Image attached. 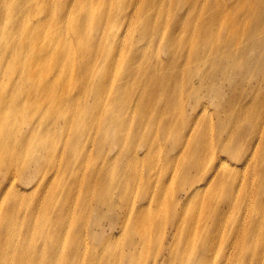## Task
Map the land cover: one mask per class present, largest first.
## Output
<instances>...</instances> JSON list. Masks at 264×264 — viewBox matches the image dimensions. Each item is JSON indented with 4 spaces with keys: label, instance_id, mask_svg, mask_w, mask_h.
<instances>
[{
    "label": "bare ground",
    "instance_id": "1",
    "mask_svg": "<svg viewBox=\"0 0 264 264\" xmlns=\"http://www.w3.org/2000/svg\"><path fill=\"white\" fill-rule=\"evenodd\" d=\"M118 1L109 0L112 8L108 9L105 18L114 19L119 23L116 26H109L107 22L110 33L106 35L104 30L103 33L94 34L91 40L86 31H89L88 16L83 17L80 14L82 10L87 11L92 7L93 0H86L83 7L78 0H0V109L2 111L0 114V173L2 174L0 224H5L3 220L6 221L5 227L0 226V233L3 236L10 235L14 227L12 219L23 209L20 204H9L7 201H12L13 198L21 195L22 191L17 186L37 180L35 187L45 189L48 181L46 177L49 175L53 179L51 187H54L62 180L58 178L62 168L58 164L53 165L54 157L58 156L61 162L71 157L68 146L74 141H79L80 130L86 135L85 146L93 148V135L100 134L104 137L107 133V124L113 123L118 117L115 115L101 123L91 116L92 112L96 111L95 106L88 107L86 111L83 110V106L79 111L78 108L75 110V98L71 96L70 82L77 81L83 87V95L87 94L90 99L95 100L98 94L94 91V87L97 85L104 87L105 74L109 75L123 62L129 64L130 66L126 69L123 67L120 71L116 89L122 91L123 83H131L133 93L131 97H127V94L124 96L126 100L123 107L126 112H123V115L129 114L131 105L135 106L138 112L137 126L132 135L135 138L140 134L143 114L152 104L151 100L159 101L153 106L157 112L163 113L168 108L172 109L174 106L172 96L175 95V88H178V85L189 84L190 86L187 87L195 85L200 91L204 85L210 88L214 86L213 78H217L218 74L223 75L225 73L223 69L229 63L242 65L246 73L249 72L247 69L252 62L258 63V69L263 68L264 55L259 56L261 52H257L256 61L249 55L252 51L264 48V0H229V2L201 0L204 3L209 2V8L200 21L198 18L205 12L203 9L199 10V0H187L184 4L177 3L172 34L165 43L154 38L155 16L150 11L152 0H128L126 5L119 4ZM189 5L191 7L187 9ZM222 5L224 7L230 5L227 8L229 13L227 16L223 14ZM103 27L104 20L101 21L99 18L95 31L98 32ZM120 27V33L114 35L113 31ZM179 29L183 34L181 39L186 41L181 49L177 48L179 38L175 33ZM105 37L112 50L107 48L100 54L101 75L94 80L93 74L97 71L96 57L90 53L100 47ZM127 39H131L129 46H126ZM135 39L142 44L138 48L132 43ZM230 39L233 46L228 44ZM74 43L79 48L73 57L71 49ZM161 47L167 50L164 59L159 56ZM154 48L156 55L152 59L146 58V53ZM124 51L127 53V58L123 56ZM197 66H201L204 73L201 78L195 80L196 76L190 67L195 69ZM89 86H92V89L88 90ZM158 95L161 98L156 97ZM161 99L163 100L160 101ZM203 100L204 98L201 97L198 101L203 111L198 113L196 108L192 110V113L198 115L190 114V124L179 129L180 142L169 149V153L166 152L167 161H177L189 154L182 168V180L188 186L187 189L179 190L183 194L182 204L194 198L200 199L198 194L203 190L228 192L230 186H235L240 181L237 174L240 171L246 172L250 162L255 158L262 161L264 156V126L261 125L264 105H261L257 112L259 117H248L245 111L241 114V117L250 121L248 129L235 126L229 132L223 131L219 122L217 126L211 124L213 127L210 128L209 125L197 128L199 115L202 117L208 111ZM244 104L245 102L240 105ZM98 106L105 105L100 103ZM229 106L233 108L232 103ZM108 113L109 117L113 116L110 110ZM120 113L122 114L121 109ZM86 119L88 122L91 121L90 126L86 124ZM98 123L101 124L94 126ZM24 126L25 131L21 129ZM163 131L165 132L164 129ZM257 131H260L258 136L255 135ZM179 143L180 145L177 146ZM101 146L98 144L96 147L99 149ZM234 149L240 150V153L234 155L237 158L229 159L235 161L234 163L240 162V169L231 166L220 156H214V152L228 153ZM90 155L92 152L88 157ZM204 156L207 157L210 165H200L199 162ZM134 157L136 158L137 155L134 154ZM96 159L94 154L88 159L93 163L84 173L88 177L85 186L89 187L91 184V192L100 190L105 195L109 191V184L107 181L102 183L100 176L103 169L97 167ZM262 165L263 169H259V173L254 174L253 171L251 175V180L258 176V189L254 194L242 200L241 196H238V202L222 203L220 210L215 207L211 209L204 218L211 220V226L218 227L220 222L215 223L217 217L246 206L243 210L245 219L249 218L253 209L255 214L253 221H247L246 231L250 232L251 236L256 233L262 235L264 220H260L259 216L264 209L262 205L264 163ZM31 170L34 172L33 179H22L25 173ZM80 170L81 168L78 170L79 173ZM133 171L135 170L131 172ZM147 185L150 186V183L147 182ZM72 192L71 188L70 197ZM176 197L177 194L173 193L172 198ZM152 202L154 203V194L147 201L146 209L151 207ZM201 202L205 205L212 204L214 199H202ZM93 203L100 204V200L93 195L83 199L76 196L74 205L69 206L66 215L56 222L60 223L58 230L66 234L69 222H73L76 216L77 220L82 221ZM2 207H4L3 211ZM134 209H137L135 204L132 210ZM146 209L137 212V219ZM160 214L156 213L155 216L159 217ZM172 214L171 230H176L178 233L183 225L190 223L180 204L176 209L173 207ZM145 217H148V213L144 214L143 218ZM50 222L44 210L39 231L44 233L46 223ZM226 225H231L232 229L236 228L235 223H226ZM73 232L80 237L79 231L73 230ZM175 236L173 235V239ZM206 237L209 239V247L205 241L199 248L200 252H196L200 261L197 262L195 256L188 257L186 254L184 264H232L234 261L237 264H249L244 256L233 257L235 245L227 250L220 247L222 253L219 256L212 255L213 250L220 245L216 243V235L208 234ZM27 240V235H23L20 238L19 248L15 246L16 242L13 245L6 237L0 240V264H30L27 257L20 253L29 252ZM260 240L256 244H260V249L254 252H264V237ZM81 245L80 242L77 244L72 242L66 248L74 254L80 250ZM176 253L167 252V257L161 264H182L181 253L178 252L180 255L175 258ZM259 256L262 255L259 253ZM47 257L50 262L56 261L54 264L63 261V259L51 258L49 255ZM255 257L258 259V254ZM157 259L156 254L154 264L158 263ZM31 264H34L32 260ZM43 264L50 263L43 259Z\"/></svg>",
    "mask_w": 264,
    "mask_h": 264
},
{
    "label": "rangeland",
    "instance_id": "2",
    "mask_svg": "<svg viewBox=\"0 0 264 264\" xmlns=\"http://www.w3.org/2000/svg\"><path fill=\"white\" fill-rule=\"evenodd\" d=\"M186 1L152 0L150 11L155 16L154 38L156 41L159 40L165 43L168 40L172 34L173 17L177 3L184 4ZM222 1L229 2V0ZM78 2L83 7L86 0H78ZM118 3L126 5L128 0H119ZM229 6H223V14L226 16L229 14L227 11ZM190 7L191 5L187 9H190ZM198 7L199 10L203 9L205 12L198 18V21H200L209 8V2L204 3L199 0ZM109 8H112L109 0H93L91 8L87 11H81V16H88L90 32L86 31L91 40L94 34L103 33L104 30L106 35L110 33L108 32L107 22L109 26H116L119 23L114 19L106 20V12ZM99 18L101 21L104 20V27L96 32V23ZM120 29L121 27L114 30L113 34L118 35ZM175 33L179 38L177 48L181 49L186 41L181 39L183 34L180 29ZM127 42L126 46H129L131 39H127ZM132 43L136 48L142 45L136 39ZM228 44L233 46L232 39ZM73 46L71 51L74 57L79 46L75 43ZM241 46L244 47L243 44ZM107 48L110 49L111 45L105 37L100 47L90 53L96 57L97 71L93 74L94 80L101 75L99 72V68H101L99 58L102 51ZM257 52H261L259 56L264 55V48L261 47L252 51L249 55L254 57L252 60H257ZM165 53H167V50L161 47L159 49L161 59L166 57ZM155 55L156 48L148 51L146 58L152 59ZM123 56L127 58L126 51H124ZM77 63L76 60V67ZM128 66L130 65L123 62L109 75L105 74L104 87L101 85L94 87V91L98 94L95 100L90 99L87 94L83 95V87L77 81L70 82L71 96L75 98V110L78 108L79 111L83 106V110L86 111L88 107L95 106L96 111L92 112L91 116L97 118L98 122L101 123L113 118L115 115H118V117L113 120V123L107 124V133L104 137H101L100 134L93 135V148L85 146L86 135L82 134L80 130L81 137L79 141H74L68 146L71 157L63 162L60 161L58 156L54 157L53 165L58 164L62 168V173L58 176L62 180L54 187H51L53 179L49 175L46 177L48 181L45 189L35 187L37 180L17 186L22 191L21 195L17 197L18 199L13 198L12 201H7L9 204H20L23 209L18 215H14L12 219L14 227L9 233L10 235L3 236L0 233V240L6 237L13 245L16 242L15 246L19 248L20 238L27 235L29 252L20 253L27 257L30 264L31 260L34 264H43V259H46L50 264H54L56 261L50 262L47 255L51 258L63 259V261H59V264H154L156 254L158 255L157 264H161L163 259L167 257V252H177L174 255L175 258L180 255L178 253L180 252L181 263L184 264L186 254L188 257L195 256L196 261L199 262L200 259L197 257L196 252H200L199 248L205 241L207 247H209V239L206 236L214 234L217 236L216 243L220 246L213 250L212 255L219 256L222 253L220 247L227 250L230 246L235 245L234 258L241 255L246 258L249 264H264V252H254L260 249V244H256L264 237V230L261 232L262 235L256 233L251 236L250 232L245 229L248 224L247 221H253L255 218L254 209L248 219H245L243 214L246 206L225 213L216 218L215 223L220 222L216 228L211 226L210 219H204L214 207L220 210L222 203L238 202V196H241L242 200L254 194L255 190L258 189V176L251 180V175L253 171L255 174L259 173V169H263L264 156L262 161L258 158L252 160L246 172L240 171L237 174L240 181L235 186H230L228 192L203 190L198 194L200 199L194 198L186 204L184 203V205L181 203L183 194L179 190L188 187L182 180V168L189 154L182 156L177 161H167L166 154L169 149L180 142L179 129L190 124V114L198 115L192 113V110L196 108L198 113L203 111L198 102L201 97L204 98L203 104L208 107V111L202 117L199 115L200 121L197 128H201L202 125H209L210 128L217 126L219 122L223 131L230 132L233 129L232 127L235 126L248 129L250 121L241 117V114L245 111L248 117H259L257 112L260 106L264 105V85H262L264 65L260 70L258 69V63L252 62L249 69H247L249 72L246 73L247 71H243L242 65L229 63L224 67L225 73L223 75L218 74L217 78H213L214 86L209 88V86L204 85L201 91L195 85L193 87H187L190 86L189 84L185 86L178 85V88H175V95L172 96V99L174 98L173 108H168L163 113L153 109L154 104L159 101L151 100L152 104L143 114V125L140 134L135 138L132 136L137 126L138 112L135 106L131 105L129 114L123 115V112H126L123 107L126 100L124 96L127 94V97H131L133 93L131 83H123L122 88L124 90L122 91L116 89L120 71L123 67L126 69ZM201 68V66H197L195 69L190 67L196 76L195 80L201 78L200 76L204 73ZM185 70H187V67H185ZM8 77H10V74H8ZM16 78L17 76L14 77V79ZM11 84L13 85V83ZM89 89H92V86H89ZM156 97L161 98L159 95ZM231 98L234 99L230 100ZM244 102V105H240ZM100 103L105 106L99 107L98 104ZM230 103H232L233 108L229 106ZM108 110L113 114L112 117H109ZM101 123L94 126H99ZM86 124L90 126L91 121L88 122L86 119ZM261 125L264 126V115ZM21 129L25 131L26 127L24 126ZM259 132H255V135L258 136ZM98 144L102 145L99 149L96 147ZM179 145L180 143L177 146ZM90 152L97 157L95 161L97 167L103 169L100 176L102 183L107 181L109 184V191L105 195L100 190L91 192V184L89 187L85 186L88 177L84 173L87 171L86 168H89L93 163L88 160L92 157V155L88 157ZM239 153L240 150L234 149L228 151V153L214 152V156H220L223 159L226 155L229 161L227 163L240 169V162L234 163L235 161L229 159L237 158L234 155ZM134 154L137 155L136 158ZM32 160H35V158H32ZM199 163L201 166L202 164L204 166L210 165L206 156ZM79 168H81L80 173L78 172ZM31 169H33V166ZM132 170L135 171L131 172ZM262 173L260 172V174ZM33 177L34 172L31 170L26 172L22 179H33ZM148 177L149 180H147ZM0 178H2L1 173ZM147 182L150 183V186L147 185ZM71 188L73 192L70 197ZM173 193L177 194L175 199L172 198ZM153 194L154 203L152 202L151 207L146 209L147 201ZM92 195L100 200V204L93 203L88 208L82 221L77 220L78 217L76 216L73 222H69L66 234L64 231H59L58 226L60 223L56 222L66 215L69 206L74 205V198L78 196L83 199ZM208 198H213L214 202L207 205L201 202L202 199ZM132 203L135 204L136 210H132ZM179 204L181 208L183 207L185 216L190 223L183 225L177 233L176 230H171L170 220L173 217V207L176 209ZM262 205H264V199ZM142 209H146L144 214L148 213V217L143 218V214L137 219L136 214ZM3 210L4 207H2ZM44 210L51 222L46 223V230L41 233L38 227ZM156 213L161 214L156 217ZM259 216L260 220H264V209ZM3 221L5 224H0V226L5 227L6 221ZM226 223H235L236 228L232 229L231 225L227 226ZM73 230L79 231L80 237L74 234ZM173 235H176L174 239ZM72 242L82 244L80 250L74 254L66 248ZM259 253L262 256H259ZM256 254H258V259L255 257ZM235 262L232 264H237Z\"/></svg>",
    "mask_w": 264,
    "mask_h": 264
},
{
    "label": "snow or ice",
    "instance_id": "3",
    "mask_svg": "<svg viewBox=\"0 0 264 264\" xmlns=\"http://www.w3.org/2000/svg\"><path fill=\"white\" fill-rule=\"evenodd\" d=\"M223 159H224L225 162H229L228 161V157L226 155L223 157Z\"/></svg>",
    "mask_w": 264,
    "mask_h": 264
}]
</instances>
